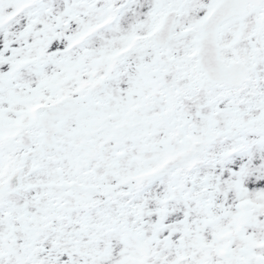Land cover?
Here are the masks:
<instances>
[{"label":"snow or ice","instance_id":"snow-or-ice-1","mask_svg":"<svg viewBox=\"0 0 264 264\" xmlns=\"http://www.w3.org/2000/svg\"><path fill=\"white\" fill-rule=\"evenodd\" d=\"M0 264H264V0H0Z\"/></svg>","mask_w":264,"mask_h":264}]
</instances>
